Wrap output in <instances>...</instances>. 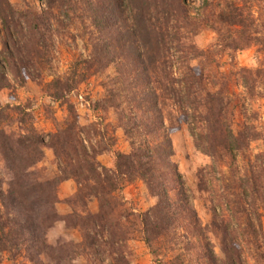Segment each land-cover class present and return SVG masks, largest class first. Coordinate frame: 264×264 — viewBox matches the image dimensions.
<instances>
[{"label": "trees", "instance_id": "1", "mask_svg": "<svg viewBox=\"0 0 264 264\" xmlns=\"http://www.w3.org/2000/svg\"><path fill=\"white\" fill-rule=\"evenodd\" d=\"M46 1L49 5L59 2V7L70 18L77 6V0ZM88 3L95 15H98L96 9L102 10L104 6L124 21L133 41L132 62L142 69L146 82L152 84L140 92L148 101L146 110L138 107L142 115L147 112L141 122L145 127L143 137L137 138L139 133L123 124L127 136H134L130 138L131 151H116L114 165L109 168L96 162L102 151L92 147L87 150L70 102H67L64 126H58L47 143L32 127L28 133L7 132L1 126L7 117L1 107L0 155L17 179L14 190L3 204H15L21 212H18L20 219L15 220L9 232L0 226V250L24 248L26 257L38 264L37 258L41 254L53 264H74L89 253L95 259L99 253L106 254L110 264H129L124 245L131 233L138 230L137 237L159 264H248L246 256L253 264H264L261 223L264 214V136L253 120L255 113L234 125L233 108L227 104L230 102L226 95L229 91L227 80H218L203 67V63L216 54L226 53L233 59L237 51L251 46H256L257 53L264 52V0H201L196 9L197 17L191 14L187 0ZM2 4L0 1V18L8 26L7 16L13 13L6 14ZM41 22L40 14L32 15L25 19V31L17 32L22 40L27 39L22 45L12 44L18 53L21 47L25 49L18 63L26 65L27 60L38 63L42 55L38 43L42 36L35 41L32 35L40 34L38 26ZM13 26L16 30V24ZM200 26L215 33V39L207 49L199 48L191 40L200 31ZM2 45L3 51L8 50L5 41ZM102 48L98 47V60L104 68L110 60L106 59L107 51L105 53ZM13 55L14 51L7 52L2 58L9 63ZM26 57L29 59L25 60ZM193 60L196 64L192 65ZM12 65L14 76L20 77L14 63ZM233 75L248 97L264 96L262 65L255 68L239 66ZM83 78L84 75L64 80L53 77L45 83V89L54 102L64 101V96ZM157 88L163 100L160 105L169 102V110L177 112L174 117L169 111L168 119L173 124L176 119L184 121L195 148L211 158V163L203 168L209 175L207 181L198 184L212 195V217L207 224L199 220L188 186L170 160L173 147L169 131L173 125H166L160 113ZM114 93L108 97L113 102L112 107L117 103L113 101ZM257 140H262L263 145L252 153L249 151L251 143ZM43 146L53 150L59 160V170L50 178L37 177L33 186L24 183L22 178L26 180L28 168L43 156ZM219 162L228 169L229 174L224 178L227 183H223V177L218 179L213 175L215 171L220 173ZM68 179L75 181L77 190L69 200L72 210L62 214L55 207L59 201L55 190ZM135 180L144 183L155 202L149 209L133 213L134 221L126 225L128 217L121 219L124 204L121 192L125 185ZM91 197L97 202L96 212L87 208L86 200ZM59 222L67 230L79 231L80 240L66 237L57 238L55 243L48 240V232ZM211 234L219 237L220 257L214 251Z\"/></svg>", "mask_w": 264, "mask_h": 264}, {"label": "rangeland", "instance_id": "2", "mask_svg": "<svg viewBox=\"0 0 264 264\" xmlns=\"http://www.w3.org/2000/svg\"><path fill=\"white\" fill-rule=\"evenodd\" d=\"M0 1L3 2L2 6L6 14L10 11L13 13L12 16H7V20H10L8 26H5L4 21L0 18V108L2 107L3 114L5 113L7 116L6 119L2 120L1 126L7 132L16 135L28 133L32 127L47 143L50 134L58 126H64L67 102H70L77 115V125L79 129L81 128V138L87 150L92 147L102 151L97 155L96 162L109 168L113 167L116 151L124 153L131 151L130 138L134 136H127L123 124L126 128L131 127L137 131L139 133L137 138L143 137L142 133L145 131V127L141 122L147 112L142 115L141 110H146L148 101L140 92L145 91L148 85H152L146 82V78L141 72L142 69L132 62L134 57V52L131 49L133 41L129 32L126 31L127 25H124V21L116 16L112 10L106 9L104 6L101 7L102 10L96 9L98 15L94 14L91 10L92 6L88 2L91 1L100 5L105 0H77V6L75 11L71 13V18L63 8L59 7V2L49 5L46 0ZM187 4L191 14L197 17L196 9L201 5V0H187ZM37 13L41 15L42 19L38 26L40 34H34L32 38L36 41L39 35L42 36L38 43L41 46L39 50L42 51V55L38 63L34 60H27L25 61L26 65H24L18 62L25 49L21 47L18 53L13 50L12 44L22 45L23 42L25 43L27 39L22 40L21 34L19 35L17 32L19 30L24 32L25 19H29ZM102 15L105 18L101 19ZM13 24H16V30ZM10 35L11 39H9ZM214 39L215 33L211 29L201 26L200 31L191 38L192 42L201 49H207L206 47L211 46ZM4 41L8 47V50L5 51H3L2 45ZM100 45L107 49H103ZM98 47L102 48L105 53L107 51L106 59L110 60L104 68L101 67L98 60ZM12 51L15 52V55L9 58V63H5L2 54ZM13 63L17 71L20 72V77L14 76L11 69ZM191 64H196V60L191 61ZM261 65L264 68V52L257 53L256 46L237 51L233 59L226 53L216 54L210 61L203 63L205 72H209L218 80H227L229 91L226 92V95L230 100L227 104L229 108H233L232 122L234 125H238L243 119H248V116L255 113L253 120L264 136V96L248 97L244 93L241 83L233 75L239 66L255 68ZM78 75H84V78L76 84V88L64 96V101L57 100L54 102L45 89V83L53 77L61 78V80L66 78L77 79ZM156 91L159 95L156 100L159 103V110L164 122L166 125L169 123L173 125L169 131L173 147L170 160L188 186L193 197L192 206L195 208L199 220L203 224H207L212 217V195L209 191L201 189L199 185L202 181H207L209 175L204 172L203 168L211 163V158L195 148L184 121L176 119L173 124L169 120L170 118L168 119L170 112V115L173 113L174 117L177 112L169 110V102L160 105L163 101L160 89L157 88ZM114 92L117 94L115 95ZM78 93L82 94L83 100L88 105H82L77 100ZM112 93H114L113 101L117 102L113 107L111 106L113 102L108 100ZM133 122L138 125H134ZM262 145V140L254 141L251 143L249 151L255 153ZM42 149L43 156L37 163L28 168L26 180L22 178L24 183H31L33 186L37 177L50 178L59 170V160L54 155L53 150L48 146H43ZM218 168L220 173L215 171L213 175L218 179L223 177V183H227L224 180L229 174L227 167L219 162ZM16 180L14 173L9 170L0 155V226L4 228L6 233L10 231L15 220L20 219L18 212H21V209L19 207H16L15 204L14 206L3 204L5 199L10 197L11 191L14 190ZM68 180H71L72 185L74 184L71 188L74 191L69 196L60 198L63 196L61 193L59 194L60 184L55 190L59 199L55 207L62 214L72 210L69 200L77 190L75 181ZM215 182L220 183L221 180H215ZM68 187H61L63 193L69 191ZM16 193L18 192L16 191ZM121 195L124 200V204L121 206V219L123 220L125 216L128 217L129 223L127 222L126 225H130L134 221L133 213L138 214L145 211L155 202V198L148 194L144 183L140 180L125 185ZM86 203L90 211L96 212L97 202L93 197L88 198ZM128 213L132 214L128 216ZM261 223L264 231V214L261 217ZM137 231L131 233L130 239L123 249L129 259V264H159L149 253L144 243L139 240ZM48 233V240L53 243L59 237H66L74 241L80 240L79 231L65 229L62 222L57 223ZM211 235L214 251L220 257L222 253L219 237ZM37 259L39 264H53L44 254L38 255ZM246 260L248 264H253V260L248 256H246ZM0 264L38 263L30 261L26 257L24 248L14 247L8 251L0 250ZM74 264L110 263L104 253H99L96 259L94 255L89 253L84 258H79Z\"/></svg>", "mask_w": 264, "mask_h": 264}, {"label": "crops", "instance_id": "3", "mask_svg": "<svg viewBox=\"0 0 264 264\" xmlns=\"http://www.w3.org/2000/svg\"><path fill=\"white\" fill-rule=\"evenodd\" d=\"M63 186H66V187H68L69 189V191L67 192V193H63V191H62V189H61V187H63ZM72 186H74V184L72 185V182H71V180H64V181H62L61 183H60V186H59V188H60V191H59V194L61 193L63 196L62 197H60V198H63V197H66V196H69L73 191H74V189H71L72 188Z\"/></svg>", "mask_w": 264, "mask_h": 264}, {"label": "built area", "instance_id": "4", "mask_svg": "<svg viewBox=\"0 0 264 264\" xmlns=\"http://www.w3.org/2000/svg\"><path fill=\"white\" fill-rule=\"evenodd\" d=\"M76 98H77V100H78L79 102H81L82 105H83V104H87V105H88V103H87L85 100H83V96H82L81 93H78V95L76 96Z\"/></svg>", "mask_w": 264, "mask_h": 264}]
</instances>
